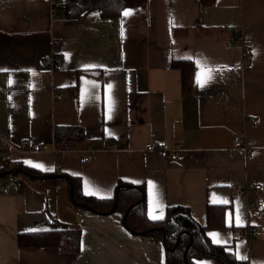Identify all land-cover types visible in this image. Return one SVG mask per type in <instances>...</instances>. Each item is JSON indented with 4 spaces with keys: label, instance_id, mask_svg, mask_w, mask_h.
Listing matches in <instances>:
<instances>
[{
    "label": "crops",
    "instance_id": "crops-1",
    "mask_svg": "<svg viewBox=\"0 0 264 264\" xmlns=\"http://www.w3.org/2000/svg\"><path fill=\"white\" fill-rule=\"evenodd\" d=\"M183 60L196 66L190 93ZM16 163L100 200L136 186L150 220L186 207L213 243L264 264V213H248L264 202V0H147L76 19L50 0H0V169ZM8 177L19 190L0 192V264H166L161 238L74 205L67 183ZM66 226L81 231L78 254L19 244Z\"/></svg>",
    "mask_w": 264,
    "mask_h": 264
},
{
    "label": "trees",
    "instance_id": "trees-1",
    "mask_svg": "<svg viewBox=\"0 0 264 264\" xmlns=\"http://www.w3.org/2000/svg\"><path fill=\"white\" fill-rule=\"evenodd\" d=\"M147 0H60L58 8L64 11L68 19H76L84 13L98 10L102 16L107 18H118L129 8L144 6ZM206 3H213V0ZM174 67L182 73V86L185 93L192 91L195 82L196 66L192 61H175ZM62 129V128H61ZM61 133V130H58ZM24 169L32 174L40 175L38 172L27 168L22 164L5 166L0 172L9 169ZM9 178V177H8ZM75 184L74 197L78 202H85L96 210L104 213L111 210L115 199L100 200L87 197L81 193L80 182L77 178L70 176ZM52 182H65L66 180L54 179ZM144 190V188L142 187ZM119 204L115 213L125 215L129 206L142 198L139 190L118 187ZM210 212V211H209ZM125 227L134 234L141 235V232L153 228H165L166 236L160 230L151 232L147 236L159 237L163 240L166 248V264H198L199 260L212 259L218 264H249L240 260L225 246L217 245L208 237L207 231L211 227L201 226L190 214L188 208L183 206L169 207L165 218L160 221L149 219L146 209V202L133 207L126 220ZM81 231L75 227L66 226L55 231H44L35 233H21L19 235L20 246L32 247H55L62 251L78 254L81 246ZM178 239H180L177 251H172ZM191 244V245H190ZM190 245V247H189ZM188 250L187 255L185 252Z\"/></svg>",
    "mask_w": 264,
    "mask_h": 264
},
{
    "label": "water",
    "instance_id": "water-1",
    "mask_svg": "<svg viewBox=\"0 0 264 264\" xmlns=\"http://www.w3.org/2000/svg\"><path fill=\"white\" fill-rule=\"evenodd\" d=\"M18 175H23V176H25L26 178H28L30 180L42 181V182L43 181L54 180V179L66 180L69 183V186H70V198H71L72 203L74 205L78 206V207H81V208H84L86 210L95 212L97 214L111 215V214L116 212L118 204H119V196L117 194L116 197H115V201H114V204H113V207L111 208V210H109L108 212L102 213V212L96 210L95 208H93L92 206L88 205L85 202L76 201V199L74 197L75 184H74L73 180L70 178V176H68L66 174L35 175V174H32V173H30V172H28V171H26L24 169H20L19 168V169H9V170L0 172V179L8 177V176L17 177ZM121 187L122 188H127V189H138V190L141 191L140 188H138L136 186H132V185H122ZM143 202H144V195L142 196V198L140 200H138L137 202H135L134 204H132L131 206L128 207L125 215L123 216V220H122L124 226L126 225V220H127L128 216H129V213H130L131 209L133 207L137 206L138 204L143 203ZM157 230H160L161 232H163L164 237L166 236V231H165V228H163V227H161V228H153V229H149V230L143 231V232H141V235H147V234H149L151 232H154V231H157ZM179 243H180V239H178L176 245L173 248H171V250L172 251H177L178 247H179ZM190 245H189V247H190ZM187 253H188V250H186L185 256L187 255Z\"/></svg>",
    "mask_w": 264,
    "mask_h": 264
},
{
    "label": "built area",
    "instance_id": "built-area-1",
    "mask_svg": "<svg viewBox=\"0 0 264 264\" xmlns=\"http://www.w3.org/2000/svg\"><path fill=\"white\" fill-rule=\"evenodd\" d=\"M50 1L52 3L53 11L55 13L58 6H59L60 0H50ZM250 54H251V51H250L249 45L247 43H244V57L246 59V64L249 62L248 58H249ZM44 62H45V65L51 69H55L57 66V63H56L54 57H46ZM235 145H236V147L240 148V147L244 146V142L240 137H236L235 138ZM23 148H26V145H23ZM160 148H162V146L158 142H155V141L148 143L146 146L147 151H153L155 149H160ZM182 150H183V144L179 143L175 147L173 157L179 158ZM90 159H91L90 155L86 156L83 159V162H87ZM16 164L18 165V163H16ZM252 189L260 190L261 185L256 184L252 187ZM18 190H19V188L15 184H13L11 180H9V179L1 180L0 179V192L9 194V193L17 192ZM241 193H243V192H241ZM248 213L251 217L262 216V214L264 213V202L262 200H258L254 205H252L248 208Z\"/></svg>",
    "mask_w": 264,
    "mask_h": 264
},
{
    "label": "snow or ice",
    "instance_id": "snow-or-ice-1",
    "mask_svg": "<svg viewBox=\"0 0 264 264\" xmlns=\"http://www.w3.org/2000/svg\"><path fill=\"white\" fill-rule=\"evenodd\" d=\"M129 12H126L125 15H128ZM211 69H205V68H202L201 69V73L202 74H210L211 73ZM197 82L199 83L200 82V74H198V77H197ZM33 166H39V165H33ZM215 240V238L218 236V234H211ZM241 259H246V257H239Z\"/></svg>",
    "mask_w": 264,
    "mask_h": 264
},
{
    "label": "rangeland",
    "instance_id": "rangeland-1",
    "mask_svg": "<svg viewBox=\"0 0 264 264\" xmlns=\"http://www.w3.org/2000/svg\"><path fill=\"white\" fill-rule=\"evenodd\" d=\"M20 178L25 179V178H23V177H20ZM25 180H26V179H25Z\"/></svg>",
    "mask_w": 264,
    "mask_h": 264
}]
</instances>
